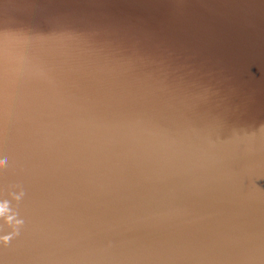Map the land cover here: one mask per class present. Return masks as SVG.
<instances>
[{
    "label": "water",
    "instance_id": "1",
    "mask_svg": "<svg viewBox=\"0 0 264 264\" xmlns=\"http://www.w3.org/2000/svg\"><path fill=\"white\" fill-rule=\"evenodd\" d=\"M0 160V264H264V0H0Z\"/></svg>",
    "mask_w": 264,
    "mask_h": 264
},
{
    "label": "clouds",
    "instance_id": "2",
    "mask_svg": "<svg viewBox=\"0 0 264 264\" xmlns=\"http://www.w3.org/2000/svg\"><path fill=\"white\" fill-rule=\"evenodd\" d=\"M4 167H6V160H0V169H3ZM5 205H7V203H5ZM2 211V210H0ZM9 220H11V217H9ZM20 223H22L21 221H17V225H19ZM7 240V238H5Z\"/></svg>",
    "mask_w": 264,
    "mask_h": 264
}]
</instances>
